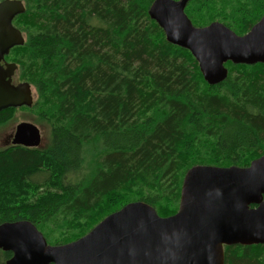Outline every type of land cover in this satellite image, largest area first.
Listing matches in <instances>:
<instances>
[{
	"label": "trees",
	"instance_id": "1",
	"mask_svg": "<svg viewBox=\"0 0 264 264\" xmlns=\"http://www.w3.org/2000/svg\"><path fill=\"white\" fill-rule=\"evenodd\" d=\"M21 1L13 24L24 44L5 58L36 91L22 107L49 139L0 149V223L26 219L48 243L71 242L130 201L175 213L193 165L247 166L264 153L263 63L228 61L209 85L150 18L153 0ZM184 11L196 26L243 34L264 0H189ZM10 256L0 249V264ZM224 260L264 264V245H225Z\"/></svg>",
	"mask_w": 264,
	"mask_h": 264
},
{
	"label": "water",
	"instance_id": "2",
	"mask_svg": "<svg viewBox=\"0 0 264 264\" xmlns=\"http://www.w3.org/2000/svg\"><path fill=\"white\" fill-rule=\"evenodd\" d=\"M189 0H153L148 14L168 43L187 49L203 79L227 76L225 63L264 64V14L237 34L219 21L196 26L184 9ZM25 11L21 0H0V110L30 107L29 82L14 83L17 68L5 56L24 44L13 19ZM40 129L19 122L10 144L37 147ZM264 245V153L247 166L196 164L182 179L177 211L161 216L142 201L125 203L71 242L49 244L29 220L0 223L6 264H224L225 245Z\"/></svg>",
	"mask_w": 264,
	"mask_h": 264
},
{
	"label": "rangeland",
	"instance_id": "3",
	"mask_svg": "<svg viewBox=\"0 0 264 264\" xmlns=\"http://www.w3.org/2000/svg\"><path fill=\"white\" fill-rule=\"evenodd\" d=\"M20 75H21V69L18 66V69L16 70L14 75V81H18V82L24 81V79H22ZM32 90H33V101H35L36 91L34 90L33 87ZM33 110L34 109H27L22 106L16 107L11 113V116L9 117L7 116L8 117L7 120L2 125H0V149H3L10 145V141L15 131L16 125L19 122H23V121L31 122L40 129L41 143L40 146H38V148L43 147L48 142L49 129L42 120H39L37 118L35 113H33Z\"/></svg>",
	"mask_w": 264,
	"mask_h": 264
},
{
	"label": "flooded vegetation",
	"instance_id": "4",
	"mask_svg": "<svg viewBox=\"0 0 264 264\" xmlns=\"http://www.w3.org/2000/svg\"><path fill=\"white\" fill-rule=\"evenodd\" d=\"M5 60H6V58H5ZM7 61V60H6ZM12 81L14 82V83H17L18 81H14V75H13V77H12Z\"/></svg>",
	"mask_w": 264,
	"mask_h": 264
},
{
	"label": "bare ground",
	"instance_id": "5",
	"mask_svg": "<svg viewBox=\"0 0 264 264\" xmlns=\"http://www.w3.org/2000/svg\"><path fill=\"white\" fill-rule=\"evenodd\" d=\"M38 146H40V144Z\"/></svg>",
	"mask_w": 264,
	"mask_h": 264
}]
</instances>
